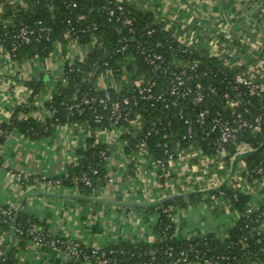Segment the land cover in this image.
<instances>
[{
	"label": "crops",
	"instance_id": "0c3cea01",
	"mask_svg": "<svg viewBox=\"0 0 264 264\" xmlns=\"http://www.w3.org/2000/svg\"><path fill=\"white\" fill-rule=\"evenodd\" d=\"M120 1L149 14L154 24L161 26L166 33L176 35L182 45L202 56L216 57L222 64L239 69L264 87V22L259 21L257 12L252 16L254 21L251 20L250 14L255 6L250 0ZM18 5L26 6V2L0 0V14ZM87 54L83 46L56 43L48 57L19 63L0 47V125L9 123L15 109L30 102L32 90L27 83L32 80H43L45 90L34 97L35 108L30 116L39 121L51 117L46 103L57 93L58 84L64 82L65 67L75 59H84ZM21 118H27V115ZM91 137L108 149L110 158L105 168L111 179L93 197L109 194L111 199L119 202L154 203L166 196L209 191L227 180L232 173L233 160L238 155L234 153L229 163L225 159L228 154L222 155V164L213 167L209 163L208 173L201 164L208 160L188 158L186 153L190 154V150L183 149L184 153L178 152L177 161L168 165L166 179L162 182L161 170L154 168L152 156L149 158L146 154L136 153L132 146H128L127 140L116 133L99 132L86 123L60 125L54 135L38 139L27 138L14 130L0 148V205L16 209L28 190L7 175V167L46 180L65 177L70 165H78L82 161V151ZM127 147L130 148L129 153L126 152ZM214 157L211 155L208 159L213 160ZM243 162L238 164L226 186L233 187ZM238 189L250 197L251 210L257 211L264 205V179L242 183ZM43 192L58 196L28 198L22 212L38 219L41 227L55 237L98 249L121 243L153 245L158 241L156 225L159 214L156 211H137L149 208H127L131 209L127 211L125 207L100 201L79 200L72 197L87 196L77 188L67 186L44 188ZM218 192L207 193L196 202L190 198L199 195L179 198L184 201L171 214L177 241L194 242L209 234L223 238L235 226L238 214L230 207L226 195L211 196ZM11 243L12 233H0V246L7 250ZM13 251L16 264H70V258L64 251L46 245L34 247L29 241L22 247L17 238ZM241 264H264V259L249 258Z\"/></svg>",
	"mask_w": 264,
	"mask_h": 264
},
{
	"label": "trees",
	"instance_id": "16d2710c",
	"mask_svg": "<svg viewBox=\"0 0 264 264\" xmlns=\"http://www.w3.org/2000/svg\"><path fill=\"white\" fill-rule=\"evenodd\" d=\"M2 1V0H1ZM26 6L18 5L16 8L8 9L4 14H0V47L9 51L12 47L11 34L19 30L23 26L34 27L38 22H43L46 26L52 29L50 35L51 41H42L19 47L15 52V61L23 63L24 61L34 59L36 57H48L53 49L54 43H62L67 45L69 40L65 37V29L67 20L70 19L73 23H77L80 28L91 27L94 23L98 25V30L93 31V37L80 35L78 37L81 45H90L91 51L84 59H75L71 64L65 67L62 79L57 86L58 91L50 101L46 103L48 110L53 111L52 117H47L45 121H39L30 116L34 111V98L41 95L45 90L44 81L39 82L32 80L27 83V86L32 90L31 100L26 105H21L15 109L9 123L0 125V148L6 137L11 131H17L27 138L38 139L45 136L54 135L56 128L60 125L69 123H86L91 129H97L98 125L94 124L92 114L88 110L83 113H75L69 115L66 108L71 100L72 95L77 91L80 92H95V82L101 74L108 72L113 73L116 79L122 77L123 65H127L129 59L125 55L114 53L117 35L116 23H109L107 20L108 8L115 7L118 2L116 0H24ZM72 4H76L73 7ZM120 4V3H119ZM126 13L134 19L135 36L132 38V43L142 41L149 45L157 41H162L171 36L166 33L163 28L151 19L149 14H145L137 10L130 3H121ZM81 19L80 21H78ZM261 22V18H258ZM5 21V22H4ZM76 26V24H75ZM77 28V27H76ZM155 29L156 33L152 36H147V31ZM135 50V49H134ZM110 51L111 55L107 60H103L104 54ZM134 65L132 61L127 65L129 71L133 70V66L137 71L138 77L143 76L145 79L152 77V74L141 58L137 57ZM195 60L200 63L201 83L203 85H212L218 88L222 87V82L226 77L233 79L239 69L228 67L222 64L216 57L202 56L195 51ZM108 63V66L104 65ZM133 76V75H131ZM253 108L249 107L253 115H257L264 111V103H259L257 99H253ZM22 115H27V118L22 119ZM160 110H153L146 116V127L149 126L150 120L160 116ZM264 130V128H263ZM185 126L177 122L173 129L166 135H170L168 139H164L161 135H153L148 137L146 133H141L137 137L123 136L127 140L128 146L135 145L142 139L147 143L149 154L155 158H163L166 149L174 151V148L184 135ZM197 138L193 141V146L202 147L203 151L208 155H215L216 151L212 146L215 140V135L206 137L199 130ZM244 139L252 144L255 150L261 149L264 145V139L261 136H255L247 133ZM187 144V143H186ZM167 146L164 147V146ZM160 146V147H159ZM189 145L184 144V148H189ZM127 147L126 152L129 153L130 148ZM106 150V147L97 143L95 138L91 137L88 140V145L82 151V161L78 165H70L68 174L65 177L57 178L61 180L63 186L77 188L84 196L93 197L100 193V190L108 184V173L106 165L101 158V152ZM225 159L227 163L235 153L233 146H227ZM222 156V155H221ZM264 160V147L256 154L247 158L244 162L248 165L249 170H255ZM2 157L0 154V164ZM168 165L160 172V180L165 181ZM264 173V165H263ZM84 174L88 176L91 186H86L82 181L75 182V179L81 178ZM258 179H263L262 175H257ZM56 180V179H54ZM226 195L225 199L229 200L230 207L238 214V220L235 226L228 234L219 238L213 234L206 235L191 241H177L174 238V225L172 222V210L177 207L183 199H174L168 201L158 207H153L145 210L157 212L159 220L156 225L158 241L153 244H131L121 243L112 245L108 248H103L110 259V264H174L182 258V254L188 258L187 263L178 264H241L244 260L264 259V233L257 235V228L264 224V205L257 211L251 210L249 203L250 197L242 193L239 189L233 187H224L220 192L211 195L218 196ZM203 195L194 196L190 201H200ZM10 209L11 215L3 216L0 211V233H11L14 224L16 209L0 205V209ZM131 211V209H125ZM42 224L33 216H26L21 212L15 225L16 238L19 245L25 247V243L31 239L30 230L34 227L43 229ZM58 238V237H57ZM62 239V238H60ZM83 253L91 256L90 264H97L91 248L82 246L80 248ZM6 250L5 246H0V254ZM102 252H99L102 253ZM111 252V253H110ZM0 264H16L14 259V251L0 259ZM71 264V263H70Z\"/></svg>",
	"mask_w": 264,
	"mask_h": 264
},
{
	"label": "built area",
	"instance_id": "2783aa9c",
	"mask_svg": "<svg viewBox=\"0 0 264 264\" xmlns=\"http://www.w3.org/2000/svg\"><path fill=\"white\" fill-rule=\"evenodd\" d=\"M116 1L118 4L115 7H106L108 22L117 24L114 53L125 55L129 59L127 65L131 61L134 65L135 51L137 57L141 58L149 68L152 77L149 79L138 77L134 66L133 70L129 71L127 65H123V75L118 81L114 80L113 73L101 74L95 82L94 93L77 90L72 95L66 108L68 114L71 116L88 110L92 114L94 124L98 125L99 132L116 133L121 138L124 135L137 137L144 132L148 137L161 135L164 139H168L170 135H166L165 132L169 133L177 122L182 123L185 126L183 138L177 142L174 151L166 149L163 158H155L149 154L144 139L134 147L136 153L146 154L149 158L152 156L153 166L159 170L177 161L176 156H180L181 152L184 153L183 149L190 150V154L186 153L188 158L208 159L202 147L193 146V141L197 138V130L206 137L216 136L212 146L216 151L215 157L219 159H222L223 152H227V146H233L236 154L255 150L244 137L247 133H251L264 139V111L252 118L253 113L249 109V107L253 108V99L264 103V87L254 78L242 73L236 74L233 79L226 77L221 88L203 85L200 63L194 59L195 51L182 45L176 35L173 34L165 40L149 45L137 40L132 43L131 40L136 33L134 19L126 13L122 1ZM250 1L254 6L260 2V0ZM72 5L76 7V4ZM256 12L264 22V0ZM66 24L65 37L69 40L68 44L83 46L89 53L90 45H81L78 37L80 35L93 37L92 32L98 30V25L94 23L91 27L80 28L70 19ZM51 33L52 29L41 21L34 27L23 26L10 36L12 47L8 51L9 56L15 59V52L23 45L50 42ZM154 33L156 30L151 29L146 35L152 36ZM104 65L108 66V63L104 62ZM106 79L111 81L107 82ZM157 109L160 110L161 115L150 120L149 126L146 127V116ZM50 115L52 117L54 112L50 111ZM184 144L189 145V148H184ZM164 147L167 148L166 145ZM101 158L106 165L110 158L108 149L101 152ZM263 165L264 160L255 170L250 171L248 165L243 162L239 176L235 177L233 188L238 189L242 183L257 180V175H262L264 179ZM6 171L8 176L14 177L26 189L39 188L43 191L44 188L63 187L59 179L46 180L24 175L8 167ZM77 181L91 186L86 174L75 179V182ZM108 182H111L109 176ZM0 211L3 216L11 215L10 209L1 208ZM256 231L258 236L262 235L264 224H261ZM29 234L31 236L29 243L34 247L46 245L64 251L69 256L71 264H90L91 256L83 253L80 249L83 245L79 242L57 238L37 227L32 228ZM91 250L97 264H110V259L102 249L91 248ZM187 262L188 258L182 254V258L174 264Z\"/></svg>",
	"mask_w": 264,
	"mask_h": 264
},
{
	"label": "water",
	"instance_id": "95a60500",
	"mask_svg": "<svg viewBox=\"0 0 264 264\" xmlns=\"http://www.w3.org/2000/svg\"><path fill=\"white\" fill-rule=\"evenodd\" d=\"M262 1L263 0H260L259 4L257 6H255L254 10L250 14L251 15L250 18H251L252 21H254L252 16H253L254 12H256L259 9V6L262 3ZM110 55H111V52L107 51L104 54L103 60L104 61L107 60ZM263 147H264V145L261 147V149ZM261 149L253 150V151H249L247 153H241V154L236 155V157L234 158L233 163H232V173L230 174V176L227 178V180L222 185H220L219 187H216L214 189H211L209 191L191 192V193H186V194H178V195L166 196V197H164V198H162V199H160V200H158V201H156L154 203L119 202V201H115V200L111 199L109 194H105V195H103L100 198H94V197L87 198V197H83V196H75V197H72V198H76V199L84 200V201H88V202L100 201V202L108 203V204L115 205V206H118V207H125V208H153V207H158V206H160V205H162V204H164V203H166L168 201L174 200V199L190 197V196H193V195H205L207 193H215V192H218V191L222 190L226 186L227 182H229L231 180L234 172L237 169L238 164L241 161H245L250 156L258 153ZM222 155L225 157L226 153L223 152ZM39 196H51V197L53 196V197H56L58 195L52 194V193L43 192L39 188L28 189L23 194V196L21 198V202H20L19 206L16 208V213H15V217H14V224H13V227L11 229L12 243L7 248V250L2 255H0V259L5 257V256H7L11 252V250H12V248H13L15 242H16V231H15L16 221H17L20 213L22 212L23 206L26 203L27 199L31 198V197H39ZM191 240L193 241L194 239H191Z\"/></svg>",
	"mask_w": 264,
	"mask_h": 264
},
{
	"label": "rangeland",
	"instance_id": "374dc122",
	"mask_svg": "<svg viewBox=\"0 0 264 264\" xmlns=\"http://www.w3.org/2000/svg\"><path fill=\"white\" fill-rule=\"evenodd\" d=\"M215 159V160H214ZM208 160V162L206 163V162H203L202 161V163L201 164H203V166H204V169H205V171L206 172H210V165H208L209 163L211 164V166H213V167H218L219 165H221L222 164V161L218 158V157H214L213 158V160L212 159H206V161ZM213 161V163H211ZM208 165V166H207ZM0 168H2V166H0ZM6 171V170H5ZM14 178V177H13ZM17 182V181H16ZM18 183V182H17ZM18 185H20V183H18ZM21 186V185H20ZM4 206H6V205H4Z\"/></svg>",
	"mask_w": 264,
	"mask_h": 264
}]
</instances>
